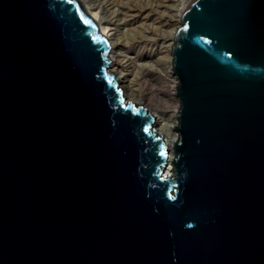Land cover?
Listing matches in <instances>:
<instances>
[{
    "label": "water",
    "instance_id": "95a60500",
    "mask_svg": "<svg viewBox=\"0 0 264 264\" xmlns=\"http://www.w3.org/2000/svg\"><path fill=\"white\" fill-rule=\"evenodd\" d=\"M180 23L166 178L81 3L0 0V264H264V0Z\"/></svg>",
    "mask_w": 264,
    "mask_h": 264
},
{
    "label": "bare ground",
    "instance_id": "6f19581e",
    "mask_svg": "<svg viewBox=\"0 0 264 264\" xmlns=\"http://www.w3.org/2000/svg\"><path fill=\"white\" fill-rule=\"evenodd\" d=\"M77 1L110 45L109 72L115 76L126 100L141 105L153 116L152 129L162 136L169 153V165L164 176L174 177V143L179 138V133L174 127L179 126L177 114L180 99L176 92L179 80L172 69L171 47L174 34L181 26L182 7L188 0L180 2L179 11L176 8V0H144L146 4L139 6H133L124 0ZM144 8L156 16L151 23L149 20L152 15L148 16V20H139L138 13ZM175 18L179 19V27L164 30L163 28L168 27ZM169 37L170 40L165 42ZM153 76H159L161 91L170 93V96L163 97V103L167 106L165 109L173 106L171 112L160 111L153 99L145 93L144 86L141 85L142 80H149Z\"/></svg>",
    "mask_w": 264,
    "mask_h": 264
},
{
    "label": "rangeland",
    "instance_id": "374dc122",
    "mask_svg": "<svg viewBox=\"0 0 264 264\" xmlns=\"http://www.w3.org/2000/svg\"><path fill=\"white\" fill-rule=\"evenodd\" d=\"M124 1L125 2H128L129 4H131L133 6H136V5L139 6L141 4L142 5H145L146 4L144 0H124ZM182 1L183 0H176L175 1V4L177 5L176 8L178 9V11H179V8H180V5H181L180 2H182ZM138 15H139V20H141V19L142 20H144V19H147L148 20V16L149 15H152V17L150 16L151 17V20H149V23H151L152 20L156 17L155 15H153L152 12H149V10L148 9H145V8L143 9V11H141V13H138ZM175 19H173V21L170 22V24H169L168 27L163 28V29L169 31V30H171L173 28L179 27V25H180L179 19L178 18H175ZM168 39L170 40V37L167 38L165 40V42ZM141 85L144 86L145 93L147 94V96L149 98H152L153 99V103L155 104L156 108H158L160 111H166L167 110V111H170L171 112L174 109L173 106H169L167 109H165L167 106H164L163 97L164 96H168L170 93L165 94L163 91H161V83H160V80H159V76H153V77L149 78V80H144L143 79ZM178 102H179V105H180V101H178Z\"/></svg>",
    "mask_w": 264,
    "mask_h": 264
}]
</instances>
